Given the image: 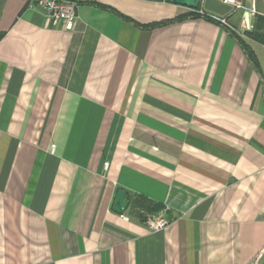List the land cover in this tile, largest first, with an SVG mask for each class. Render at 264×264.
<instances>
[{
  "label": "crops",
  "instance_id": "crops-1",
  "mask_svg": "<svg viewBox=\"0 0 264 264\" xmlns=\"http://www.w3.org/2000/svg\"><path fill=\"white\" fill-rule=\"evenodd\" d=\"M30 3L0 0V264H264V45L212 19L257 15L146 30L192 11L96 0L53 28Z\"/></svg>",
  "mask_w": 264,
  "mask_h": 264
},
{
  "label": "built area",
  "instance_id": "built-area-1",
  "mask_svg": "<svg viewBox=\"0 0 264 264\" xmlns=\"http://www.w3.org/2000/svg\"><path fill=\"white\" fill-rule=\"evenodd\" d=\"M96 0H31V6H36L42 9L45 12V16L50 22L51 27L58 28L62 25L69 26L73 21L76 20V8L80 5H92ZM224 3H228L233 6L236 10H243L244 12L247 10L252 15H257L255 9L251 7L249 10L245 9L243 5H241L238 0H222ZM192 12L197 13L200 16H203V12L201 10H191ZM215 21H217L220 25L226 27L230 32L238 35L244 36V32L251 31L253 29L252 25L247 24L246 20H242V26L244 29L241 31L234 29L231 27L226 19L212 17ZM144 223L147 227H149L153 231H157L163 229L167 225V221H165L162 217H157L154 215H147L144 219Z\"/></svg>",
  "mask_w": 264,
  "mask_h": 264
},
{
  "label": "trees",
  "instance_id": "trees-1",
  "mask_svg": "<svg viewBox=\"0 0 264 264\" xmlns=\"http://www.w3.org/2000/svg\"><path fill=\"white\" fill-rule=\"evenodd\" d=\"M197 10H200L199 7H198ZM197 17H200V15H198L195 12H190V13H187L185 15L178 16V17H176V18H174L172 20L163 21V22L157 23V24H150V25H137L135 23L134 24L136 26H138L139 28L146 29V30H151V29L160 28V27H163V26H167L169 24H173V23L181 22L183 20H187V19H191V18H197ZM256 18L257 19L255 21V24L253 25V29H252V31L250 32V34L248 36L251 39H253L254 41H256V42L264 45V16L257 15ZM235 38H236V42L239 44V46L245 52V55L247 56V58L249 59V61L252 63V65L254 67L257 68L256 61H255L252 53L247 48V46L242 42L241 39H239L238 37H235ZM139 202L142 203L141 206H143L144 208L147 207L146 206V201L144 199L140 200ZM137 204L138 203L136 202V205Z\"/></svg>",
  "mask_w": 264,
  "mask_h": 264
},
{
  "label": "water",
  "instance_id": "water-1",
  "mask_svg": "<svg viewBox=\"0 0 264 264\" xmlns=\"http://www.w3.org/2000/svg\"><path fill=\"white\" fill-rule=\"evenodd\" d=\"M171 4L187 8L189 10H197L200 5V0H170ZM127 207V198L123 190H118L112 206V211L115 214L123 215Z\"/></svg>",
  "mask_w": 264,
  "mask_h": 264
},
{
  "label": "rangeland",
  "instance_id": "rangeland-1",
  "mask_svg": "<svg viewBox=\"0 0 264 264\" xmlns=\"http://www.w3.org/2000/svg\"><path fill=\"white\" fill-rule=\"evenodd\" d=\"M263 6H264V3H263ZM190 13V12H189ZM157 217H160V216H157Z\"/></svg>",
  "mask_w": 264,
  "mask_h": 264
}]
</instances>
